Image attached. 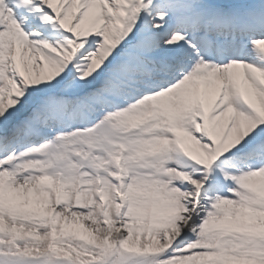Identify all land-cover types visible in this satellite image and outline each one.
Wrapping results in <instances>:
<instances>
[{
    "label": "snow or ice",
    "instance_id": "6c2138e0",
    "mask_svg": "<svg viewBox=\"0 0 264 264\" xmlns=\"http://www.w3.org/2000/svg\"><path fill=\"white\" fill-rule=\"evenodd\" d=\"M0 264H264V0H0Z\"/></svg>",
    "mask_w": 264,
    "mask_h": 264
}]
</instances>
